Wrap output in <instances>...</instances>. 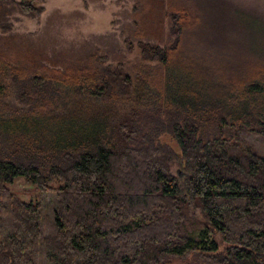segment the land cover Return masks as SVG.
I'll return each mask as SVG.
<instances>
[{
	"label": "trees",
	"instance_id": "obj_1",
	"mask_svg": "<svg viewBox=\"0 0 264 264\" xmlns=\"http://www.w3.org/2000/svg\"><path fill=\"white\" fill-rule=\"evenodd\" d=\"M41 2L17 6L40 15L43 7L34 4ZM168 13L175 40L165 47L139 44L144 62L164 68L159 80L147 72L135 88L147 103L140 107L155 111L153 127L100 122L97 102H115L133 86L117 69L52 74L53 91L74 95L64 109L48 102L5 116L0 100V264H39L41 246L49 264H165L191 253L204 254L206 264H264V157L230 155L216 136L230 124L264 137V103H257L264 100L256 99L264 84L240 89L230 81L221 88L217 69L200 71L201 60L182 46L188 29L206 38L203 14L185 0H168ZM8 62L0 56V72L8 68L17 79L21 71ZM32 82V91H43V79ZM202 128L215 130L214 138L205 140ZM164 133L178 153L159 144ZM19 178L56 194L54 236L41 241L40 204L10 191ZM186 198L203 220L195 237L185 228ZM210 231L226 244L222 254L214 242L205 244Z\"/></svg>",
	"mask_w": 264,
	"mask_h": 264
},
{
	"label": "rangeland",
	"instance_id": "obj_2",
	"mask_svg": "<svg viewBox=\"0 0 264 264\" xmlns=\"http://www.w3.org/2000/svg\"><path fill=\"white\" fill-rule=\"evenodd\" d=\"M20 1L0 0V56L21 71L17 79L8 68L0 72V100L5 116L30 110L33 105L45 108L48 102L57 105V110L70 107L69 101L74 95L66 97L63 91H53L57 80L52 74L60 72L72 77L81 68H95L100 73L117 69L130 77L133 86L115 102H97L100 122L107 120L108 125L120 123V126L128 123L131 127L156 124L154 109L140 107L147 103L139 101L143 91L135 88L147 72L159 80L155 75L164 74V68L158 63L144 62L139 44L165 47L175 40L168 0H42L34 4L43 7L40 15L23 14L17 6ZM185 1L203 14L208 25L202 31L203 35L207 34L206 38L200 37L199 29L198 32L188 29L182 36L185 53L201 60L199 70L205 72L208 65L216 68L221 88H226L230 81L239 82L240 89L247 82L264 84V0ZM36 78L44 80L43 91H32V80ZM227 92L221 91L224 95ZM261 97L264 100V96L256 99ZM261 101L257 103L263 104ZM134 110L137 115L132 114ZM249 129L229 124L220 128L218 135L209 128H202L200 132L205 140L213 139L216 134L217 144L230 155L249 151L264 157V137ZM158 142L179 152L168 133L160 135ZM170 172L177 176L179 167L172 165ZM9 189L22 202L40 204L41 241L54 236L56 194L41 193L22 178ZM186 202L185 212L190 223L185 228L195 237L203 220L194 200L186 198ZM205 237V244L217 245V253L222 254L227 248L217 232H207ZM206 263L204 254L191 253L184 258L167 259L165 264ZM39 264H49L42 246Z\"/></svg>",
	"mask_w": 264,
	"mask_h": 264
}]
</instances>
